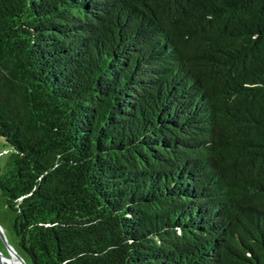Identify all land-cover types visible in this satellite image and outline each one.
<instances>
[{"label": "trees", "instance_id": "1", "mask_svg": "<svg viewBox=\"0 0 264 264\" xmlns=\"http://www.w3.org/2000/svg\"><path fill=\"white\" fill-rule=\"evenodd\" d=\"M0 136L30 264H264V0H0Z\"/></svg>", "mask_w": 264, "mask_h": 264}, {"label": "rangeland", "instance_id": "2", "mask_svg": "<svg viewBox=\"0 0 264 264\" xmlns=\"http://www.w3.org/2000/svg\"><path fill=\"white\" fill-rule=\"evenodd\" d=\"M10 151L9 144L0 136V170L4 168ZM13 212L6 206L3 195L0 192V252L4 264H11L12 259L17 258L30 264L27 253L17 243L11 229V217ZM1 264V263H0ZM14 264V263H12Z\"/></svg>", "mask_w": 264, "mask_h": 264}, {"label": "bare ground", "instance_id": "3", "mask_svg": "<svg viewBox=\"0 0 264 264\" xmlns=\"http://www.w3.org/2000/svg\"><path fill=\"white\" fill-rule=\"evenodd\" d=\"M12 263H14V264H23V263L21 262V260H19V259H17V258L12 259L11 264H12Z\"/></svg>", "mask_w": 264, "mask_h": 264}, {"label": "water", "instance_id": "4", "mask_svg": "<svg viewBox=\"0 0 264 264\" xmlns=\"http://www.w3.org/2000/svg\"><path fill=\"white\" fill-rule=\"evenodd\" d=\"M0 263H1V264H4V263H3V260H2V253H1V252H0ZM22 263H23V264H26V262H25L24 260H22Z\"/></svg>", "mask_w": 264, "mask_h": 264}, {"label": "flooded vegetation", "instance_id": "5", "mask_svg": "<svg viewBox=\"0 0 264 264\" xmlns=\"http://www.w3.org/2000/svg\"><path fill=\"white\" fill-rule=\"evenodd\" d=\"M3 258V257H2Z\"/></svg>", "mask_w": 264, "mask_h": 264}]
</instances>
